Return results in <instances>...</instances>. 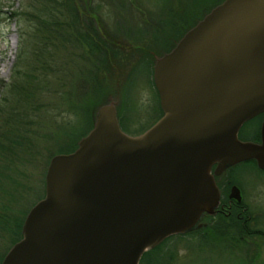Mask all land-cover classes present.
Returning a JSON list of instances; mask_svg holds the SVG:
<instances>
[{"label": "water", "instance_id": "95a60500", "mask_svg": "<svg viewBox=\"0 0 264 264\" xmlns=\"http://www.w3.org/2000/svg\"><path fill=\"white\" fill-rule=\"evenodd\" d=\"M215 2L153 57L157 122L129 136L117 102L98 103L86 136L49 160L0 264H140L214 214L215 177L249 161L264 171V124L260 144L238 139L264 113V0Z\"/></svg>", "mask_w": 264, "mask_h": 264}, {"label": "rangeland", "instance_id": "374dc122", "mask_svg": "<svg viewBox=\"0 0 264 264\" xmlns=\"http://www.w3.org/2000/svg\"><path fill=\"white\" fill-rule=\"evenodd\" d=\"M31 1L37 7V1ZM124 1L120 5L106 0L102 11L114 33V47L105 59L67 46L54 58L55 64L51 58L46 61L51 70L37 73L25 95L11 91L23 83L17 73L22 61L33 64L32 70L37 66L29 60L35 46L32 17L37 12L29 0H0V126L13 130L15 125L13 143L0 149V263L19 239L15 224L44 197L49 160L71 151L86 136L98 103L117 102L120 128L129 136L144 133L161 117L152 80L153 57L168 49L217 0ZM13 113L18 115L11 118ZM228 171L233 183L246 192L247 202L264 213V174L252 163ZM260 228L264 230V221ZM215 239L208 243L199 237L171 238L148 264H244L236 237ZM258 264H264V245Z\"/></svg>", "mask_w": 264, "mask_h": 264}, {"label": "trees", "instance_id": "16d2710c", "mask_svg": "<svg viewBox=\"0 0 264 264\" xmlns=\"http://www.w3.org/2000/svg\"><path fill=\"white\" fill-rule=\"evenodd\" d=\"M34 1H37V7H34V4L32 5L31 3L32 1L29 0L32 10L37 12V14L32 17L36 20L35 30L32 34L35 46L29 60L33 59L35 62L34 65L37 66L35 67V70H32L31 68L33 67V64L26 61L21 62L20 71L17 73L18 75H22L23 83L18 87H12V94H18L20 91H23L25 95H28L29 90L27 88L30 87L28 84L32 83L36 74L40 73L41 75H44L47 71L51 70V66L48 65L46 61H50L51 58L55 64L56 62L54 58L57 57V54L61 51H67V46L82 49L86 56L90 55L98 60L105 59L106 55L109 53L108 51H111L114 47L112 46L114 44L112 41L114 33L108 30V23L105 22L104 14L102 12L103 8L106 6V0ZM116 1L120 5L125 3L124 0ZM140 1L141 0H137L138 3H140ZM197 19H199V17ZM13 114L10 115L11 118L18 115ZM13 122L16 123L15 120ZM12 128L14 130L15 125H13ZM13 130L0 126V142L2 140L5 141V143H3L4 145L0 143V149L8 148L10 147L9 143H13L12 138L15 137ZM71 151L69 150L66 153ZM245 163L255 164L254 161L241 164ZM237 166L238 165L234 166V168ZM260 172L264 174V171L260 170ZM22 221L23 219L21 218L20 221L15 224V228L17 229L16 236L19 239L21 238ZM19 239H14L13 244ZM146 256L147 254L142 257L140 264H145L144 261Z\"/></svg>", "mask_w": 264, "mask_h": 264}, {"label": "flooded vegetation", "instance_id": "af4514ba", "mask_svg": "<svg viewBox=\"0 0 264 264\" xmlns=\"http://www.w3.org/2000/svg\"><path fill=\"white\" fill-rule=\"evenodd\" d=\"M263 124L264 113H261L241 126L238 139L242 142L260 144ZM230 171L215 177L220 198L214 214L202 218L201 228L187 234L171 236L168 239L172 237H199L208 243H214L215 241L212 242V240H216L217 237L222 242L224 237H236L237 245L240 248V257H244V264H258L261 248L264 245V230L260 228L262 221H264L261 219L264 217V213L258 211V208L254 210L252 203L247 202L246 192L233 183L229 176ZM233 186H237L240 191V202L232 194ZM162 244L146 253L144 263L148 264L153 260V255Z\"/></svg>", "mask_w": 264, "mask_h": 264}]
</instances>
